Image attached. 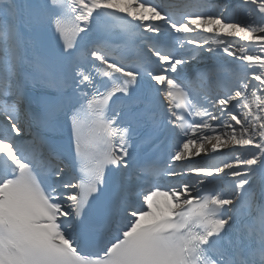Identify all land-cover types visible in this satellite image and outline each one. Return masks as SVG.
I'll list each match as a JSON object with an SVG mask.
<instances>
[{"label":"snow or ice","instance_id":"obj_1","mask_svg":"<svg viewBox=\"0 0 264 264\" xmlns=\"http://www.w3.org/2000/svg\"><path fill=\"white\" fill-rule=\"evenodd\" d=\"M0 264H264V0H0Z\"/></svg>","mask_w":264,"mask_h":264},{"label":"bare ground","instance_id":"obj_2","mask_svg":"<svg viewBox=\"0 0 264 264\" xmlns=\"http://www.w3.org/2000/svg\"><path fill=\"white\" fill-rule=\"evenodd\" d=\"M193 64H196L194 67H197V68H199V67H202L203 65L201 64V63H199V62H193ZM198 64H201L200 66L198 65ZM198 65V66H197ZM189 70V69H188ZM226 155H229L228 153H225V156ZM224 157H219V158H211V159H223ZM195 162L196 163H198V164H202V163H204L205 161L204 160H201L200 158H195ZM167 180V179H166ZM231 181V177H226V178H222V182L223 183H228V182H230ZM167 182H163V181H159V185L162 187V190H166L167 188H166V186L167 185H165ZM173 182H168V184H170L169 186H171V184H172ZM161 199H163V198H161Z\"/></svg>","mask_w":264,"mask_h":264},{"label":"rangeland","instance_id":"obj_3","mask_svg":"<svg viewBox=\"0 0 264 264\" xmlns=\"http://www.w3.org/2000/svg\"><path fill=\"white\" fill-rule=\"evenodd\" d=\"M170 184H167L166 188L169 187Z\"/></svg>","mask_w":264,"mask_h":264}]
</instances>
